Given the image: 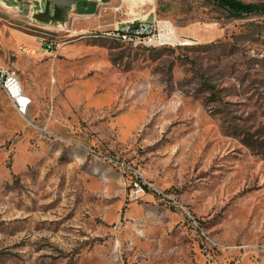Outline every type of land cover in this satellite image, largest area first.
<instances>
[{
  "label": "rangeland",
  "instance_id": "rangeland-1",
  "mask_svg": "<svg viewBox=\"0 0 264 264\" xmlns=\"http://www.w3.org/2000/svg\"><path fill=\"white\" fill-rule=\"evenodd\" d=\"M83 8L52 25L33 19L43 0H0V68L15 72L32 36L72 46L96 80V109L42 101L37 121L0 88V264H264V11ZM134 109L143 122L124 139L118 119Z\"/></svg>",
  "mask_w": 264,
  "mask_h": 264
},
{
  "label": "crops",
  "instance_id": "crops-1",
  "mask_svg": "<svg viewBox=\"0 0 264 264\" xmlns=\"http://www.w3.org/2000/svg\"><path fill=\"white\" fill-rule=\"evenodd\" d=\"M82 9H84L83 5L75 11L79 13ZM20 40L25 49L13 64V69L17 73L25 96L31 100L26 113L32 120L37 121L39 115H42L40 111L38 114V110L43 107L41 106L42 101L45 103L54 101L57 107L68 110L79 107L81 102L85 101L87 111L96 109L94 97L96 80L88 75L90 74V64L79 66L78 62L74 61L77 56L72 46L65 50H59L58 47L55 49L45 48L39 38L36 37L24 36L20 37ZM107 81L109 85L112 83L111 78ZM108 88L106 94H110V87ZM10 101L12 102V100ZM143 117L142 110L134 109L126 112L118 119L124 139L134 136L143 122ZM243 233L244 228H242L240 235ZM250 236L251 231H248L242 237L243 241H249ZM262 237L264 238V231H262Z\"/></svg>",
  "mask_w": 264,
  "mask_h": 264
},
{
  "label": "built area",
  "instance_id": "built-area-1",
  "mask_svg": "<svg viewBox=\"0 0 264 264\" xmlns=\"http://www.w3.org/2000/svg\"><path fill=\"white\" fill-rule=\"evenodd\" d=\"M139 36L140 32L132 30L130 32L118 33L116 37L123 42H134ZM0 87L6 92L7 96L17 106L19 111H27L31 100L25 96L15 72L4 67L0 68Z\"/></svg>",
  "mask_w": 264,
  "mask_h": 264
},
{
  "label": "water",
  "instance_id": "water-1",
  "mask_svg": "<svg viewBox=\"0 0 264 264\" xmlns=\"http://www.w3.org/2000/svg\"><path fill=\"white\" fill-rule=\"evenodd\" d=\"M44 10L34 14L33 19L42 24L65 25L73 9H78L84 0H43ZM7 7H13L16 0H3Z\"/></svg>",
  "mask_w": 264,
  "mask_h": 264
},
{
  "label": "trees",
  "instance_id": "trees-1",
  "mask_svg": "<svg viewBox=\"0 0 264 264\" xmlns=\"http://www.w3.org/2000/svg\"><path fill=\"white\" fill-rule=\"evenodd\" d=\"M219 8L227 11L231 17L242 18L252 14H259L264 11V6L244 4L238 0H211ZM84 4L82 2L81 6Z\"/></svg>",
  "mask_w": 264,
  "mask_h": 264
},
{
  "label": "bare ground",
  "instance_id": "bare-ground-1",
  "mask_svg": "<svg viewBox=\"0 0 264 264\" xmlns=\"http://www.w3.org/2000/svg\"><path fill=\"white\" fill-rule=\"evenodd\" d=\"M157 40L159 41V43L161 45L167 44L168 42L166 41L167 39L163 38L161 35H159V37L157 38ZM29 107V106H28ZM28 109V108H27ZM21 114H25L24 111H19Z\"/></svg>",
  "mask_w": 264,
  "mask_h": 264
}]
</instances>
